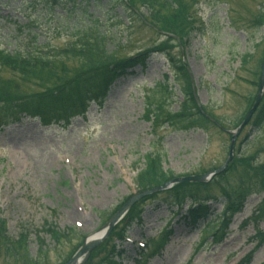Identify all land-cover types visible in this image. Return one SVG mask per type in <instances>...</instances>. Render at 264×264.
Instances as JSON below:
<instances>
[{"label": "rangeland", "instance_id": "374dc122", "mask_svg": "<svg viewBox=\"0 0 264 264\" xmlns=\"http://www.w3.org/2000/svg\"><path fill=\"white\" fill-rule=\"evenodd\" d=\"M147 1L128 0L138 7L134 13L118 0L112 4L105 0L104 9L93 3L73 6L69 0H0V51L9 55L27 51L26 46L62 51L75 41V32L96 22L101 33H108L106 49L116 52L118 60L155 51V47L161 50L146 71L137 69L118 82L102 108L92 104L85 120L76 118L68 127L49 128L25 120L0 130V264H29L21 256L27 247L39 264H65L77 252L79 240L73 235L70 242L54 244L42 235V247L37 235L46 224L61 230L75 228L78 235L104 232L95 247L99 251L85 264L98 263L114 246L122 251L123 264H243L258 245L254 222L264 199V126L259 131L247 126L237 139L242 161L235 152L229 164L237 169L227 178V186L233 189L239 185V174L250 172L247 181L253 194L221 244L212 243V229L207 233L204 226L191 229L175 214L177 209L162 202L163 196L137 201L145 213L142 226L127 225L129 243L119 244L112 232L122 229L124 216L137 203L113 230L103 225L107 215L119 212L125 199L138 192L136 178L145 169L149 153L164 155V169L175 177L202 175L225 165L231 143L226 130L233 131L258 92L264 58V0H152L155 4L150 8L144 6ZM178 5L186 18L185 25L181 21L178 25L189 33L187 39L173 25L163 26L151 17L166 14L164 18H170ZM28 25L33 26L28 29ZM33 37L35 46L30 44ZM170 57L181 66L186 64L199 105L222 119L224 130L212 123L208 131L177 130L166 123L168 115L179 113L187 102V83L172 68ZM66 63L71 73L82 68L77 59ZM0 74L5 80L17 79L1 64ZM164 79L166 90L160 86ZM154 115L157 121L147 119ZM212 191L220 196L216 189ZM213 207L224 216L222 205ZM259 227L264 229V221ZM165 229L172 231L169 241L152 256L156 245L150 243H156ZM22 235L26 236L13 246L11 241ZM141 240L148 249L140 254L133 242ZM253 258L251 264H264V246Z\"/></svg>", "mask_w": 264, "mask_h": 264}, {"label": "trees", "instance_id": "16d2710c", "mask_svg": "<svg viewBox=\"0 0 264 264\" xmlns=\"http://www.w3.org/2000/svg\"><path fill=\"white\" fill-rule=\"evenodd\" d=\"M69 1L72 2L74 6H86L93 3L101 9L105 8L107 2L110 4L115 2V0H106V3H104L105 0ZM119 2L123 4L127 10H133L135 11L134 13L139 11L135 2L128 3V0L127 2L119 0ZM154 4L155 1L152 0L144 2V6L148 8H150V6L153 7ZM177 7L170 18H164L166 14H160L159 16L158 14H152L151 17L154 18L156 22L162 23L163 26L169 25L170 28L174 26V28L179 31L180 35L186 38L189 33L187 31L184 33V29L180 28L178 25L180 21L181 24L185 25L186 18L179 5ZM106 14H109V11H107ZM143 19L145 22H150L148 18ZM74 34L76 41L72 43V45L66 47L63 53L58 52L51 56H41L39 55L40 53L32 49L25 53H17L14 56H1V61L16 73L17 79L4 80L0 76V127L6 123L19 122L25 115L40 117L41 121L46 125L51 122L68 121L75 111L84 108L91 101H97L99 104H102L112 84L118 79L134 73L136 68H141V70L147 69L149 61L154 53L161 52L158 47H155V51L150 50L140 53L131 59L118 60L116 58V52L109 53L106 49L109 35L108 33H101L100 26L97 22L93 23L87 30L78 31ZM171 58L172 57H170V60ZM76 59L82 64V68L80 71L76 69L75 72L71 73L66 61ZM171 61L175 63V66L178 65V71L185 79L189 93L191 90L190 79L185 67L178 64L177 61L174 62L173 58ZM33 86L42 89L40 93L24 95L19 92L24 88L32 89ZM189 94L191 96L190 104H185L179 113L173 115L169 114L166 122L177 130H190L193 128L206 129L210 120L205 112L201 111L198 107L191 92ZM162 108L163 106L161 104L159 109L161 110ZM241 121H239L236 127L240 125ZM263 123L264 100L255 117L253 125L256 129H259ZM163 159L164 155H160V153L156 154L154 157H146V169L139 173L137 177V184L142 190L161 187L174 179L172 172H168L164 169ZM238 160H240L239 157ZM239 164L242 165L241 163ZM244 164L245 169L250 171L248 163L244 161ZM236 169L237 167L235 168L234 164L230 165L227 173L221 175V177L226 178L228 175H231V173L234 174ZM244 177H249V175L245 173ZM218 181L219 180L214 179L211 185L181 183L166 192L153 194L148 197V199L154 201L158 200L159 196H163L162 202L170 207H183L189 202L191 209L188 210L184 219L188 225L196 227L206 222L212 214V207L208 204V201L217 199L212 196L210 192L215 188L216 183H219ZM220 182L222 183V181ZM235 190L237 193L236 188ZM223 193L225 197H231L232 195V192L228 190L226 186L223 187ZM139 204L137 203L129 212L128 218L126 219L128 224L142 221L144 209L140 210ZM110 216H112V214H110L108 218H110ZM105 222L106 221L103 223ZM125 229V227H122L118 233L116 232L119 238H121V234L125 232ZM40 234L48 235L54 244H59L63 241L70 242L73 235L78 238L79 245L85 240V236L78 235L74 228L70 230H61L52 224L43 226ZM168 234L169 233L166 232L164 233L162 236L163 240L166 239ZM25 236L26 235H22L19 238L20 240H17L18 242L11 241V243H13V246L19 245V242ZM39 240L42 242L43 247V239L40 238ZM40 251L45 256L43 248H41ZM96 251L99 250H95L90 256H96ZM21 256L23 259L25 258L29 264H39L30 257L27 248ZM120 259L121 256L114 248L96 264H121Z\"/></svg>", "mask_w": 264, "mask_h": 264}, {"label": "water", "instance_id": "95a60500", "mask_svg": "<svg viewBox=\"0 0 264 264\" xmlns=\"http://www.w3.org/2000/svg\"><path fill=\"white\" fill-rule=\"evenodd\" d=\"M264 91V61H263V66H262V76H261V81H260V88H259V93H258V97L257 100L253 106V109L250 111V113L248 114L245 122L243 123L242 127L248 123V121L250 120L252 114L254 113V111L256 110L261 97H262V93ZM241 127V128H242ZM236 138V135L233 137V143H232V147H231V153L233 152V145H234V140ZM230 153V154H231ZM232 157V154H231ZM230 157V159H231ZM229 159V160H230ZM223 170V169H222ZM218 171L217 173H221V171ZM214 174V173H213ZM213 174H209V175H203V176H197V177H187V178H182V179H177L175 180L173 183L176 182H185V181H190V182H205L207 181L211 175ZM142 196L139 195L137 197H133L130 200H128V202L125 204V206L121 209V211L108 223L109 227H112L118 220L119 218L129 209V207L135 202L137 201V199ZM98 242H92V243H88L86 242L84 244V246L81 248V250L76 254V257H74L68 264H78V260L83 256V255H89L90 251L92 250V248L97 244Z\"/></svg>", "mask_w": 264, "mask_h": 264}, {"label": "bare ground", "instance_id": "6f19581e", "mask_svg": "<svg viewBox=\"0 0 264 264\" xmlns=\"http://www.w3.org/2000/svg\"><path fill=\"white\" fill-rule=\"evenodd\" d=\"M103 233H104L103 231L98 232L97 235H94L92 241H95L96 239H99L102 236Z\"/></svg>", "mask_w": 264, "mask_h": 264}]
</instances>
